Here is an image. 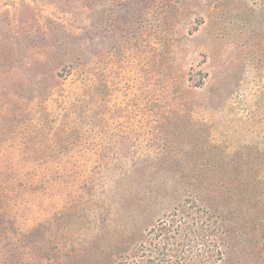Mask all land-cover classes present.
<instances>
[{"label": "rangeland", "instance_id": "1", "mask_svg": "<svg viewBox=\"0 0 264 264\" xmlns=\"http://www.w3.org/2000/svg\"><path fill=\"white\" fill-rule=\"evenodd\" d=\"M193 227L264 264V0H0V264H184Z\"/></svg>", "mask_w": 264, "mask_h": 264}, {"label": "trees", "instance_id": "2", "mask_svg": "<svg viewBox=\"0 0 264 264\" xmlns=\"http://www.w3.org/2000/svg\"><path fill=\"white\" fill-rule=\"evenodd\" d=\"M160 224V228L157 227H154L152 230H150L149 233H156L158 235V239L160 238V236L163 234V223L160 221L159 222ZM177 229V230H176ZM216 229V228H215ZM215 229H213V227L211 228V231L213 233H215ZM173 229H168L167 231H172ZM174 231H176L178 233V226L176 228H174ZM211 232V233H212ZM186 235H187V238H188V244L187 246H184L182 247V252H188L189 255L185 258V263L184 264H201V261L200 259H195L193 258V256L191 257L190 256V253H192V251L194 250V247L197 242L196 240L199 241V236L202 237V239H205V237H207V234L204 233V234H201L197 228H190V231L189 232H186ZM171 241V236L169 235H166V237L162 240V244L164 243L163 245V252H162V257H164V254L167 255L166 252H164V250L167 249L169 243ZM152 245L151 242H149V244L145 245H140L139 247L135 248L133 250V252L131 253V255H133V258L134 259H131L129 261V264H156V260H152L150 257H149V253H152L153 252V249L150 247ZM178 245H181L180 243ZM165 246V247H164ZM159 247V244H155L154 245V250H159L157 249ZM170 251H173V250H170ZM163 260L165 261V258H163ZM192 260H196V263H193ZM166 264H177L176 262H170V260H166ZM125 264L127 263V260H125L124 262ZM203 264V263H202Z\"/></svg>", "mask_w": 264, "mask_h": 264}]
</instances>
